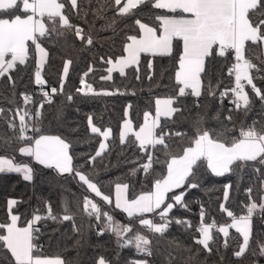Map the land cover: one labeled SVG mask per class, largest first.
Masks as SVG:
<instances>
[{"label":"snow or ice","instance_id":"6c2138e0","mask_svg":"<svg viewBox=\"0 0 264 264\" xmlns=\"http://www.w3.org/2000/svg\"><path fill=\"white\" fill-rule=\"evenodd\" d=\"M92 2L0 0V80L6 79L10 88L15 89L12 73L28 63L31 45L36 57L34 82L41 89L38 107L33 94L28 92L20 93L22 104L8 109L0 107V120L12 132L11 136L0 135V149H11L29 157L35 164L53 170L58 177L77 180L87 193L94 194L103 205L109 206L105 210L94 197L83 196V213L89 220L94 218L98 225L103 224L97 235L108 232L115 236L118 249L134 246L136 253L145 257L130 264H151L148 258L159 251L160 241L165 239L173 222L186 229L194 227L191 221L170 214L176 207L188 210L184 198L188 191L201 187L202 176L223 177L228 173L242 174L251 169L259 181V200L253 196V187H248L245 189L246 211L236 215L226 206L233 185H224V202L219 208L231 222L217 224L213 219L211 223H206V211L201 205L200 222L194 227L198 236H192L194 244L199 247L193 252L192 246L184 245L176 238L168 240L177 255L169 252L165 264H177L184 253L187 256L182 264H195L201 251L212 255L219 238L215 234L223 236L222 243L215 247L216 253L221 248L232 246L235 258L248 255L253 257L252 264H258L259 258H264V231L254 232L253 217L259 216L264 222V119L253 120L251 124L241 122L237 129L232 113L247 117L255 100L260 102L264 111V87H258L255 82L257 78L264 80V76L253 74L264 72V0H103L101 7L96 9L95 18L105 20L101 31L111 29L114 32L123 19L133 21L129 27L135 33L126 36L127 42L123 44L119 56L100 58L108 65L107 75H101V80H112L114 72L126 77L129 68H134L135 79L139 80L142 56H167L174 62V95L157 97L154 114L144 111L143 121L138 125L129 116L132 107L129 104L119 126V144L134 148L138 153L136 160L129 161L135 164L129 170V176L142 174V180L137 183H141L142 189L147 187V190L131 196L128 182H116L113 192L105 194L95 179V162L100 158L103 164L110 148L108 142H115L116 139L111 127L101 128L94 123L92 115L87 117L90 133L101 139L94 155H89L85 164L79 167L73 163L72 142L61 135L46 134L42 127L45 104L52 105L57 95H64L65 80L73 63L71 59L64 61L59 88L45 90L48 81L43 72L49 52L43 42L62 40L65 46L74 47L68 39L69 35H74L84 45H93L91 31L85 35L84 29L71 20L72 16L86 17L88 13L84 4ZM96 2L100 3V0ZM109 9L114 10V15L105 17L103 13ZM145 11L151 14V24L140 18ZM221 59L229 65L228 76L234 78V83L223 87V90H220L222 81L213 83L214 73L211 71ZM147 68L152 70L151 60H148ZM92 71L93 68L89 67L84 77ZM147 78L153 80L151 71ZM249 86L254 97L246 90ZM75 92L85 98L116 94L104 89L98 91L83 77ZM186 96L196 98L193 107L197 112L191 120V134L178 130L188 120L185 112L192 111L181 103V98ZM217 96L221 105L225 98L231 96L229 103L234 107L227 110L229 114L224 117L226 123L221 121V127L214 129L205 126L206 112L202 115L199 109L210 107L201 102L204 97L215 100ZM65 99L72 102L74 95L67 94ZM10 103L15 104V100ZM62 111V107L58 109V115ZM213 118L219 121L220 113L217 112ZM0 173H19L28 182L34 178L31 163L17 162L15 156L9 155H0ZM17 204L16 199H8V218L0 222V261L6 264H79L78 259L66 261L60 255H43L42 246L38 243L41 229L37 225L40 221H71L73 231L80 232L68 201L63 203L60 215L54 214L51 203L46 202L45 214L41 215L37 210L23 226L21 215L14 211ZM113 205L114 209L125 214L128 223L116 220L112 214ZM230 229H234L238 236L231 234ZM79 245L77 240L74 246ZM220 259L223 264L222 255ZM95 264L111 262L101 256ZM201 264H206V259Z\"/></svg>","mask_w":264,"mask_h":264},{"label":"trees","instance_id":"16d2710c","mask_svg":"<svg viewBox=\"0 0 264 264\" xmlns=\"http://www.w3.org/2000/svg\"><path fill=\"white\" fill-rule=\"evenodd\" d=\"M103 0L97 3L93 0L91 4L85 3L84 8L87 10V16L76 17L72 16L71 20L74 24L79 25L84 29L85 35L91 31L94 37V43L91 46H86L77 39L74 35H69V43L74 47H68L63 44V41L53 43L52 39L43 42V46L48 50L49 57L43 72L44 78L48 81L46 85L48 88H59V80L62 74L63 63L66 59L73 61L69 68V74L64 84V95H57L55 102L52 105L45 104L44 119L42 127L46 134L61 135L62 138L70 140L73 144L72 154L74 156V166L79 167L85 164V160L89 155H94L98 148V136L90 133L87 126V117L92 115L94 123L101 127H111L113 129L115 142L109 141V151L103 158V164L100 158L97 159L95 167V179L98 181L101 190L105 194L113 192L114 184L116 182L130 183V196L138 193L141 190H147V187L142 189L141 183L142 174L137 177L129 176V170L135 167L134 161L138 153L134 148L121 146L118 140L119 126L124 119V111L129 104L132 105L129 109L130 118L134 124L142 123L143 112L152 111L154 114V101L157 97H166L174 95V67L173 59L167 56H142L140 62V79H135L134 68L127 69V76L121 77L118 72L112 74L113 79L110 81H103L100 79L101 75H107L106 68L108 65L101 62V57L107 59L110 56L117 57L122 52L123 44L126 43V36L135 34L133 29L129 27L132 25V20H121L116 30L111 29L101 31L100 29L105 24L104 19H97L94 13L97 8L101 7ZM159 11V10H156ZM105 17L114 15V10L109 9L104 13ZM150 13L143 12L140 18L143 22L152 23ZM85 20L87 23H85ZM94 25V26H93ZM182 46V45H181ZM175 54V48H174ZM35 53L34 46L30 45L29 61L26 65L19 66V70L13 72L16 87L10 88L6 79L0 80V107L5 109L14 108L16 104H21L22 92H32L38 85L34 82L35 71ZM148 60L152 61L153 68H147ZM258 63V61H256ZM221 59L211 69L214 73L212 76L213 83L217 80L222 81L220 90L225 86H231L233 78L227 74V67ZM89 67L93 71L87 77L84 73L88 71ZM151 71L153 80H148V74ZM254 75L264 76V72ZM84 78L88 83H91L94 88L99 90H109L116 92L112 96H95V97H81L76 94L75 90L80 87V79ZM258 87H264V80L257 78L255 80ZM250 96L254 94L247 90ZM134 93V94H133ZM73 94L74 100L67 102L65 96ZM15 100V104L10 101ZM37 104L40 98H37ZM195 97L186 96L181 98V103L187 105L192 109L191 113L185 112L188 120L183 122L178 129L183 132H190L191 120L195 118L197 109L193 107ZM204 105H210L207 108L199 109L200 113L205 115V126L209 128L219 129L221 121L227 116L228 109L233 108L234 105L228 104L225 100L220 104L219 97L215 100L204 97L201 101ZM63 108L62 114L58 115V109ZM262 105L258 100H255L252 110L247 117L240 113L233 112V121L238 129L241 122L251 124L253 120L260 121L264 119V111L261 110ZM220 113V120L213 117ZM226 123V121H224ZM231 127V125H229ZM31 134V133H29ZM0 135L11 136L12 132L7 128L6 123L0 120ZM15 147V146H14ZM0 155L15 156L17 162L24 161L31 163L34 168V178L31 182L25 181L19 173H0V222H5L7 216V201L8 199H16L18 204L14 211L21 215V224L39 210V214L45 213V203L50 202L54 214H62V207L65 201L71 204L72 211L75 214V223L79 227L80 232L76 233L72 229L71 221H64L56 223L51 220L40 221L37 225L41 231L38 238V243L42 246V254L47 256H62L66 261L79 260V264H95L99 257L103 256L111 264H130L131 261L137 259H144L143 255H138L134 246L124 249H118L116 246V238L114 235L105 232L104 235L99 236L97 232L103 224L98 225L94 218L89 220L82 211V202L84 195L94 197V194L87 193L85 187L81 186L77 180L68 177L67 179L58 177L53 170L43 168L31 161V158L21 156L18 152L11 149H0ZM106 165V167H105ZM89 169L91 166H87ZM83 170V169H82ZM257 174L251 169H246L242 174L228 173L223 177H214L211 174H206L201 177V187L188 191L185 196V201L188 203V210L180 207L173 209L170 216L186 219L192 222L193 226L200 222V209L203 205L206 211L205 222H211L213 219L218 224L230 223V218L226 213L220 211L219 205L223 201L224 185L231 183L233 188L230 190V200L227 207L234 211L236 215L244 214V204L247 203V196L245 189L253 187V196L259 200L257 190L259 188V181ZM95 198V197H94ZM105 210L109 206L103 205L99 198H95ZM79 206V207H78ZM112 214L116 220L123 223H128L125 214L112 206ZM157 222L158 219H157ZM254 232L264 231V224L259 216L253 217ZM192 229H186L183 225H177L173 222L164 240L160 241L159 251L148 259L151 264H165L166 257L169 252L174 256L177 255L167 243L168 240L176 238L184 245L192 246L193 252L196 251V246L192 239L193 235L198 236V233ZM230 233L237 235L234 229H230ZM215 234V233H214ZM214 246V253L208 255L201 251L195 264H201L205 261L206 264H221V255L224 257L223 264H252L253 257L246 255L243 258H235L233 255V247L222 249L219 253L215 252V247H218L222 241L223 236L220 234ZM80 241L79 246L76 241ZM187 256V253L182 254L177 260V264H182V260ZM0 264H6L0 261ZM258 264H264V258H259Z\"/></svg>","mask_w":264,"mask_h":264},{"label":"built area","instance_id":"2783aa9c","mask_svg":"<svg viewBox=\"0 0 264 264\" xmlns=\"http://www.w3.org/2000/svg\"><path fill=\"white\" fill-rule=\"evenodd\" d=\"M233 83H234V78H233ZM233 83H232V84H233ZM44 88H45V90L50 91V88H48L46 85L44 86ZM246 90L251 91L250 86H249L248 88H246ZM28 93L33 94V96H34V100H37V98H40V99H41V89H40V86H37L36 89H35L34 91H32V92H28ZM230 99H231V96L225 98L224 100H225L228 104H230V103H229V100H230ZM22 103H23V101L21 100V104H22ZM230 105H232V104H230ZM30 107H31V106H30ZM37 107H38V106H37ZM43 214H45V213H41V215H43ZM206 223H208V222H206ZM209 223H211V222H209ZM217 224H218V223H217ZM263 224H264V222H263Z\"/></svg>","mask_w":264,"mask_h":264},{"label":"crops","instance_id":"0c3cea01","mask_svg":"<svg viewBox=\"0 0 264 264\" xmlns=\"http://www.w3.org/2000/svg\"><path fill=\"white\" fill-rule=\"evenodd\" d=\"M161 98H163V97H161ZM129 116H130V114H129ZM21 226H23V225L21 224Z\"/></svg>","mask_w":264,"mask_h":264}]
</instances>
